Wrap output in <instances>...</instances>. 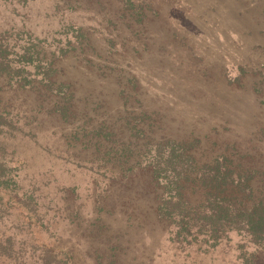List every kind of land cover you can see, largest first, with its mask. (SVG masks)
<instances>
[{
    "label": "rangeland",
    "instance_id": "obj_1",
    "mask_svg": "<svg viewBox=\"0 0 264 264\" xmlns=\"http://www.w3.org/2000/svg\"><path fill=\"white\" fill-rule=\"evenodd\" d=\"M0 44L30 70L0 78V264H264L237 231L173 238L148 169L190 142L264 191V0H0ZM50 61L75 93L66 120L12 86Z\"/></svg>",
    "mask_w": 264,
    "mask_h": 264
},
{
    "label": "trees",
    "instance_id": "obj_2",
    "mask_svg": "<svg viewBox=\"0 0 264 264\" xmlns=\"http://www.w3.org/2000/svg\"><path fill=\"white\" fill-rule=\"evenodd\" d=\"M6 48L0 44V78H8L10 83L16 72L30 70L25 66L18 68L7 59ZM31 50L27 48L21 59L29 57V61H33L36 53L40 61V53ZM31 81L27 75L21 76L12 86L16 90L38 89L39 98L43 97L38 107H44L47 99L49 112L61 120H66L75 111V93L69 83L56 79L52 61L39 82ZM8 111L7 107H0L2 127L9 125L4 122V113ZM236 167L242 166L221 162L220 156L199 165L190 142L171 140L167 145H159L148 169L153 181L163 188L157 214L159 219L173 226L170 230L173 238L190 244L189 238L198 240L202 237L206 244L215 245L231 231H237L248 236L251 242L264 244V191L255 185L253 171L248 168L237 170Z\"/></svg>",
    "mask_w": 264,
    "mask_h": 264
}]
</instances>
